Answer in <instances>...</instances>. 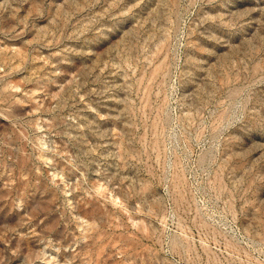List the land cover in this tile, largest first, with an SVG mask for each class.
Listing matches in <instances>:
<instances>
[{
  "label": "rangeland",
  "instance_id": "obj_1",
  "mask_svg": "<svg viewBox=\"0 0 264 264\" xmlns=\"http://www.w3.org/2000/svg\"><path fill=\"white\" fill-rule=\"evenodd\" d=\"M0 264H264V0H0Z\"/></svg>",
  "mask_w": 264,
  "mask_h": 264
}]
</instances>
